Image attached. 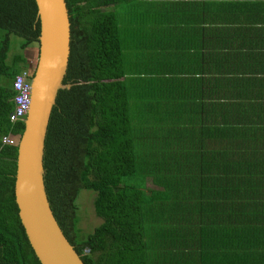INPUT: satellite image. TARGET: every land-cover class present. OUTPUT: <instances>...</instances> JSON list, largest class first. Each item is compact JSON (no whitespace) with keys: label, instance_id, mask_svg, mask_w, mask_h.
<instances>
[{"label":"trees","instance_id":"obj_1","mask_svg":"<svg viewBox=\"0 0 264 264\" xmlns=\"http://www.w3.org/2000/svg\"><path fill=\"white\" fill-rule=\"evenodd\" d=\"M65 1L70 53L47 126L44 183L84 264H264V155L251 147L257 129L243 122L251 117L233 79L180 76L201 73L202 60L175 61L169 47L155 59L153 39L145 55L146 38L130 35L144 28L129 31L115 9L124 2L130 20L142 0ZM39 31L35 0H0V264H40L15 202L17 145L1 141L23 132V119L9 120L12 84L24 70L31 79L24 51ZM11 35L21 39L16 52ZM83 189L102 219L86 236L75 202Z\"/></svg>","mask_w":264,"mask_h":264},{"label":"crops","instance_id":"obj_2","mask_svg":"<svg viewBox=\"0 0 264 264\" xmlns=\"http://www.w3.org/2000/svg\"><path fill=\"white\" fill-rule=\"evenodd\" d=\"M140 3L145 8L132 17L144 31L131 35L133 39L138 37V44L140 37L146 38L141 45L143 53L151 52L146 45L153 39L155 59L160 57L163 47H169L175 61L182 58L189 61L192 56L202 60H198L201 73L172 71L180 76L232 78L235 102L251 117L243 122L257 129V134L249 135L251 147L264 155V0H142ZM140 15L141 21H135Z\"/></svg>","mask_w":264,"mask_h":264},{"label":"water","instance_id":"obj_3","mask_svg":"<svg viewBox=\"0 0 264 264\" xmlns=\"http://www.w3.org/2000/svg\"><path fill=\"white\" fill-rule=\"evenodd\" d=\"M40 31L31 101L18 138L14 196L18 216L40 264H84L59 226L44 183V146L52 107L66 74L70 21L65 0H35Z\"/></svg>","mask_w":264,"mask_h":264},{"label":"rangeland","instance_id":"obj_4","mask_svg":"<svg viewBox=\"0 0 264 264\" xmlns=\"http://www.w3.org/2000/svg\"><path fill=\"white\" fill-rule=\"evenodd\" d=\"M129 2H133L132 6H136V1L138 0H128ZM128 6H126L123 3H120L116 5L115 9L118 14V16L122 17V25H127L129 27V31L135 32L139 28V23H136L133 21L134 17L131 16V19L128 20L125 18ZM121 12V13H120ZM132 20V21H131ZM131 35V34H130ZM20 38L17 36L11 35V51L16 52L17 51V44L20 42ZM25 56L28 58L30 67L29 70H34L37 56H38V44H33L29 46L25 51ZM19 136H16V139H18ZM147 187H154V185L151 184V181L149 178H147ZM95 193L91 190L83 189L79 192L75 202L77 204V213H78V228L80 230V234L86 236L88 233H90L95 226H97L101 222V218L96 215L93 207V200H94Z\"/></svg>","mask_w":264,"mask_h":264},{"label":"built area","instance_id":"obj_5","mask_svg":"<svg viewBox=\"0 0 264 264\" xmlns=\"http://www.w3.org/2000/svg\"><path fill=\"white\" fill-rule=\"evenodd\" d=\"M29 71L24 70L17 74L13 80L12 87L15 90L14 107L9 113L10 122L24 119L31 101V79ZM3 144L14 145L17 143L16 135L7 134L2 136Z\"/></svg>","mask_w":264,"mask_h":264},{"label":"clouds","instance_id":"obj_6","mask_svg":"<svg viewBox=\"0 0 264 264\" xmlns=\"http://www.w3.org/2000/svg\"><path fill=\"white\" fill-rule=\"evenodd\" d=\"M23 120H24V119H23ZM17 142H18V141H17ZM16 144H17V143H16ZM16 144H15V145H16Z\"/></svg>","mask_w":264,"mask_h":264}]
</instances>
